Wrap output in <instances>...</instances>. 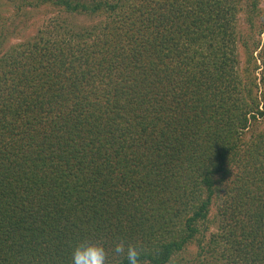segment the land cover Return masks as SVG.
<instances>
[{
  "label": "trees",
  "instance_id": "1",
  "mask_svg": "<svg viewBox=\"0 0 264 264\" xmlns=\"http://www.w3.org/2000/svg\"><path fill=\"white\" fill-rule=\"evenodd\" d=\"M7 2L0 264H264V0Z\"/></svg>",
  "mask_w": 264,
  "mask_h": 264
},
{
  "label": "rangeland",
  "instance_id": "2",
  "mask_svg": "<svg viewBox=\"0 0 264 264\" xmlns=\"http://www.w3.org/2000/svg\"><path fill=\"white\" fill-rule=\"evenodd\" d=\"M7 1L0 0V43L5 47L32 37L40 28L48 27L50 16L46 9L16 15ZM78 20L82 25L92 23L89 18L79 17ZM189 252H194V248L191 247Z\"/></svg>",
  "mask_w": 264,
  "mask_h": 264
},
{
  "label": "clouds",
  "instance_id": "3",
  "mask_svg": "<svg viewBox=\"0 0 264 264\" xmlns=\"http://www.w3.org/2000/svg\"><path fill=\"white\" fill-rule=\"evenodd\" d=\"M113 254L126 257L128 264H139L140 253L135 246L117 243ZM71 264H108V252L101 244L81 242L73 249Z\"/></svg>",
  "mask_w": 264,
  "mask_h": 264
}]
</instances>
